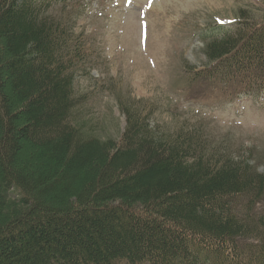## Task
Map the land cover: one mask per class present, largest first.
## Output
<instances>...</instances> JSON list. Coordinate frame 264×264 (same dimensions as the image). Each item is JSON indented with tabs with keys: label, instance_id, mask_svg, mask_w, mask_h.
<instances>
[{
	"label": "trees",
	"instance_id": "1",
	"mask_svg": "<svg viewBox=\"0 0 264 264\" xmlns=\"http://www.w3.org/2000/svg\"><path fill=\"white\" fill-rule=\"evenodd\" d=\"M62 1L0 0V264H264V172L156 134L136 103L119 142L79 123L91 51L48 14ZM241 18L204 38L190 85L264 92V19ZM26 147L44 152L38 170L21 164Z\"/></svg>",
	"mask_w": 264,
	"mask_h": 264
},
{
	"label": "rangeland",
	"instance_id": "2",
	"mask_svg": "<svg viewBox=\"0 0 264 264\" xmlns=\"http://www.w3.org/2000/svg\"><path fill=\"white\" fill-rule=\"evenodd\" d=\"M83 6L79 14L59 7L49 15L62 13L90 47L88 70L74 82L85 129L119 142L127 126L122 107L136 103L156 134H192L213 161H247L264 172V95L231 99L190 85L187 72L209 63L201 40L206 30L233 28L242 13L262 21L264 0H86ZM43 153L26 147L20 162L38 170Z\"/></svg>",
	"mask_w": 264,
	"mask_h": 264
}]
</instances>
